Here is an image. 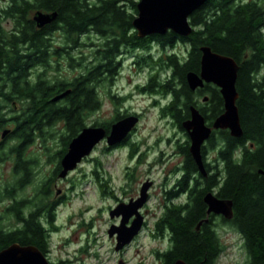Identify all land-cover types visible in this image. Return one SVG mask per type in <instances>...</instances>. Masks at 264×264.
I'll use <instances>...</instances> for the list:
<instances>
[{
	"label": "trees",
	"instance_id": "16d2710c",
	"mask_svg": "<svg viewBox=\"0 0 264 264\" xmlns=\"http://www.w3.org/2000/svg\"><path fill=\"white\" fill-rule=\"evenodd\" d=\"M137 3L138 0H4L0 4V106L11 103L14 98L22 100L23 105L24 101H31L23 106L27 110L26 120L20 122L17 119L18 125L24 126L20 138L23 142L27 141V146L36 137L44 136L47 128L64 122L66 133H69L64 137L63 147L59 151V155H64L71 139L87 125L88 111L98 106L96 87L101 78L99 63L89 72L83 71V63L79 75L72 78L50 74L53 60L48 53L51 45L47 34L51 28L62 29L76 46L81 44L79 37L90 30L98 34L108 30L109 35L122 41L137 37L142 45L144 39L136 31L128 35L129 30L134 29ZM38 10L57 12L56 21L50 25L49 32L39 28L33 19V13ZM6 20L13 23L12 29L5 27ZM190 20L197 28L188 36L171 30L156 36L169 41L179 36L191 41L188 57L183 64L176 66L175 74L188 92L186 73L200 71L203 45L237 61V105L243 135L234 137L228 131L212 135L209 144L211 150L216 152L214 162L219 164L214 173H211L212 168L206 162V150L202 149L208 172L206 177L200 174L202 185L196 182L195 187L190 189L191 199L183 201V205H167L157 221L158 235L162 236L166 231L174 242L169 250L157 253V256H162L158 264H173L178 258L188 264L216 263L225 246L220 242L214 216L207 213L205 195L213 189L219 198L233 201V218L228 220L223 217V220L231 222L242 235L248 255L244 264H264V5H241L237 0H208L192 13ZM76 59L70 60V66L76 67L79 63L78 57ZM80 59L84 60L83 57ZM38 65L46 68L47 72H42L35 83L30 78V72L37 70ZM211 85L212 89L205 90V93L212 94L215 107L210 119L224 110L220 88ZM162 88L169 90L171 83ZM67 91L65 96L55 100V97ZM218 141L226 145L217 149ZM186 155L187 171L198 173L189 145ZM25 164L24 176L28 181L32 177L29 165ZM58 171L61 172L59 165ZM47 186L37 188L40 195L34 201L38 203L34 202L35 207L30 210L25 232L7 234L3 231L5 224L0 215V251L14 241H20L21 245L33 244L46 252L51 234L57 229L55 216L45 205ZM5 194L9 195L8 192L2 193ZM40 209L44 210V217L39 219ZM206 218L209 221H205ZM200 221L203 222L197 229Z\"/></svg>",
	"mask_w": 264,
	"mask_h": 264
},
{
	"label": "flooded vegetation",
	"instance_id": "af4514ba",
	"mask_svg": "<svg viewBox=\"0 0 264 264\" xmlns=\"http://www.w3.org/2000/svg\"><path fill=\"white\" fill-rule=\"evenodd\" d=\"M237 1L241 5L256 3L263 6L262 0ZM55 21L56 19L43 27L37 26L48 31V29L51 28L50 25L54 24ZM196 28L197 27L193 26V29ZM51 29L50 33H48L49 31L47 32L48 34L46 33L51 45L48 47L49 57L53 60V68L49 70L50 74L53 72V76H58L59 74L56 72L60 69V66L64 62H66V64H70L71 59L77 60V56L84 58V72H89L91 68L96 66L98 63L101 69V78L96 87L98 106L94 110L88 111L86 120L88 125L86 126L103 128L105 136L95 145L92 152L82 159V161L93 158L94 153L97 152L98 148H101L104 155L126 149L128 160H131L132 157H136L140 150L141 142L135 138V135L138 132L144 113L132 105L135 95L137 96L135 91H137L143 98H149V103L151 104L150 107L157 110L158 119L166 124V128H169V132L166 133L167 136L164 139L158 136L153 145L148 148L149 150L152 149V147L153 149L158 148V151H153L154 154H156V158L150 167H156V164H164V159L168 155H171L170 157L172 158L173 156H178L180 159L173 166H167L165 168L161 167L160 169L164 174L160 181L162 184L161 187L163 188L161 193L163 195L164 205L165 207L167 205H174L178 203L183 205V201H189V199H191L190 189L195 187L196 182L199 186H201L203 180L200 177V172L194 173L187 171L186 150L188 145L190 150L191 138L189 132L184 127V122L192 118V107L199 110V112L204 116L208 126H213L215 119L225 110L224 108L218 116L210 119L215 112V107L212 100V94L210 92L205 93V90L212 89L213 86L211 84L213 83H205L203 87L193 90L188 84L186 73V83L190 89L188 92L184 88V83H180V80L175 77V74H177L176 66L183 64L188 57L192 46L191 41L183 40V38L179 36H177L173 41H169L165 38L156 36L157 34H153L141 37L144 39V43L140 45L137 37H134L133 39L130 37L131 40L127 39L122 41L118 37L115 38L114 35H109L110 32H108V30L104 34H98L97 32L90 30L79 37L80 43L82 39L87 38V41L89 42L84 40L83 44L85 47H88L89 51H83L77 54L76 49L78 46L73 43V40L70 37H67L62 29L55 26ZM134 31H136L138 35V31L135 28L133 30H129L128 35H131ZM92 37H95L96 40L92 41L94 40ZM173 59L174 62H172ZM36 68L37 70L35 69L30 72V78L35 83L39 80L40 74L46 70V68L40 65ZM125 69L129 70L127 75L124 74ZM197 73H200V71ZM123 82L125 83L123 84ZM169 83H171V88H169V90L168 88L164 90L162 86ZM126 87L128 88L125 89ZM24 102L25 104L23 105L22 100L14 98L11 103H3V105L0 106V116L3 117V120L0 121V167H2V173L4 174L0 177V215L2 216L5 224V229L3 231H6L7 234L25 232L24 230L27 218L31 214L30 210L35 207L34 204L38 203L34 201V198L40 195V192L37 189L38 187H46V185L49 186H47L48 197L45 201V205L47 204V207H49V210H47L54 216L56 215L58 206L62 202H65L66 199V194L64 193L58 198L52 197L53 188L56 186L57 178L60 177L58 165L61 166L62 170V158L65 154L59 155V151L56 153L57 163L52 177L49 176L40 180L35 178V167L39 164V160L36 156L28 154L27 141L23 142L22 138H20L22 132H24V126L18 125L17 121V119H19L20 122H24L26 120L27 110L24 109L23 106L29 104L31 101L28 100L27 102ZM99 111H102L101 118L93 120L92 116ZM128 116H138L139 121L137 125L121 141L111 144L108 140V136L111 133L113 124ZM61 123L66 129L65 123ZM6 130L8 131L4 135ZM220 131H228L230 133L229 129H213L210 138L202 147V149L204 148L206 150V162L209 164L210 168H212L211 173L215 172V167H218L219 164L218 162H214L215 158L213 162L209 160V152L212 151L209 143L212 135L217 136L220 134ZM216 144L217 149L226 145L225 142L220 141ZM169 146L173 148L171 152ZM145 150L147 149L145 148ZM44 153L45 155L50 156L46 150ZM144 153L140 155L138 162ZM60 156L62 157L60 158ZM91 160H95L96 163L100 165V159L93 158ZM48 162H50V160H48ZM25 163L29 165L31 174L30 177H32L28 181L24 176V171L26 169H24L23 164ZM6 167L9 170L8 173H5ZM133 167L134 166L131 164L126 165L124 172L125 183H121L119 185L121 190L123 189L125 191L127 186H129L128 183H131V178H133L135 171L134 169H131ZM93 174L96 178H98L97 171H93ZM3 177L5 179H2ZM147 178H149L150 182L153 184V186L147 191V200L142 207L138 208V213L133 214L126 223L127 226H131L133 221L138 216L142 217L143 224L141 230L132 241L136 240L140 236V232L145 230L147 227V216L149 215L147 204L149 202L148 200L153 196L151 190L155 184H157L155 178ZM32 184H34L37 191L35 190L29 197L26 195L23 196L22 191ZM3 192H8L9 195H2ZM212 192H215L216 194V190L213 189ZM139 198V195L129 197L123 196L117 198V203L118 205L121 203L128 204L129 202L135 201ZM28 204L30 205L29 207ZM144 209H147V211L145 212ZM48 211L46 212L48 213ZM43 214L44 210L42 211V209H40L38 218L40 219L44 217ZM123 215L124 214L121 213L116 216L120 224L122 222ZM219 216L221 217L220 220L223 221V224H231V222L224 221L222 215ZM216 217L217 216H214V223ZM114 225L119 226L117 224ZM155 226L156 229L154 233L157 234V222ZM156 234L153 236H156ZM115 237H117V235H115ZM159 237L162 238L161 235ZM14 242L21 244L20 241ZM173 245L174 242L169 235L168 247L160 249L158 253L169 250L173 247ZM127 246L128 244L125 247ZM45 254L47 256L49 255V248H47ZM161 261L162 256H156V261L154 263L158 264L161 263Z\"/></svg>",
	"mask_w": 264,
	"mask_h": 264
},
{
	"label": "rangeland",
	"instance_id": "374dc122",
	"mask_svg": "<svg viewBox=\"0 0 264 264\" xmlns=\"http://www.w3.org/2000/svg\"><path fill=\"white\" fill-rule=\"evenodd\" d=\"M3 3L4 0H0V4ZM262 4L264 5V0H262ZM4 25L8 30L13 27V23L7 20ZM92 38L94 39L92 41L96 40L95 37ZM84 40L87 41V38L81 40L80 46L78 45L76 49L77 54L89 51L88 47L83 44ZM83 63L84 60L79 59L76 67H71L69 63L64 62L56 73L72 78L80 73ZM128 72L129 70L125 69L124 74L127 75ZM135 94L137 96L135 95L132 105L144 112L142 122L135 135V138L141 142L136 157L128 160L126 149L104 155L101 148H98L93 158L100 159V165L95 160H91L93 158H89L79 163L74 170L69 171L66 177L57 178L52 197L58 198L64 193L66 199L57 208L54 223L57 229L52 232L48 247L49 255L47 258L54 264H155L156 254L160 249L168 247V233L164 231L162 238L159 237L158 233H154L155 224L165 209L161 193L163 188L160 182L164 174L160 169L161 167L173 166L180 159L178 156L172 158L171 155H168L164 159V164H156V167H150L156 158L153 151H158V148L153 149L152 147L150 150L148 148L153 145L158 136L164 139L169 128H166V124L158 119L157 110L150 107L149 98H143L137 91ZM101 113L102 111H99L93 115V120L100 119ZM66 131L64 125L60 123L56 127L47 128L44 136L36 137L29 144L28 154L36 156L39 160V164L35 167L36 179L52 177L57 163L56 153L62 149L64 137L69 134ZM169 149L171 152L173 148L169 146ZM45 150L50 156L45 155ZM142 153L144 155L138 162ZM215 154L216 152L213 150L209 152L211 162H213ZM127 164L133 165L134 167L131 169L135 171L131 183H128L129 186L124 191L120 189L119 185L125 183L124 172ZM93 171H97L98 178L95 177ZM8 172L6 167L5 173ZM3 175L2 167H0V177ZM147 177L155 178L157 183L151 190L153 196L147 204L149 214L147 227L140 232V236L136 240L123 248L124 250H117L116 237L109 235V229L114 224L119 225L120 222L116 216L111 217L110 210L118 205L117 198L136 195L141 197L143 185L150 182ZM152 186L151 183L148 190ZM35 190L36 187L32 184L22 191V195L29 197ZM212 193L215 194V192ZM147 209H144L145 212ZM220 219L221 217L217 215L215 228L220 242L225 248L215 264L246 263L248 255L242 235L234 226L225 225ZM155 234L156 236H153Z\"/></svg>",
	"mask_w": 264,
	"mask_h": 264
},
{
	"label": "water",
	"instance_id": "95a60500",
	"mask_svg": "<svg viewBox=\"0 0 264 264\" xmlns=\"http://www.w3.org/2000/svg\"><path fill=\"white\" fill-rule=\"evenodd\" d=\"M208 0H138V14L133 21L134 28L140 37L153 34H165L169 30L181 36H188L193 32L190 16L198 8L202 7ZM57 12L36 11L33 19L39 27L53 22L57 18ZM201 69L200 73L189 71L187 81L191 89L195 90L203 87L205 83H213L220 88L224 99V112L219 115L213 126L206 124L204 116L198 109L192 107V118L184 122L185 129L191 138L190 152L198 166L201 174L207 176L208 172L202 153V147L210 138L213 129H229L234 137L243 135L240 112L237 105L239 92L237 90V78L239 64L228 55L214 51L210 46L201 47ZM67 92L59 94L55 100L65 96ZM138 116L125 117L112 126L109 142L115 143L126 137L137 125ZM8 130L4 132V135ZM105 136V131L101 127L85 126L69 143L68 150L62 158L63 169L60 177H66L68 172L74 170L82 159L88 156L95 145ZM260 172H263L260 170ZM151 182L145 183L142 187L141 197L137 201L128 204H119L111 210V217L123 213V219L119 226L112 225L109 235H117L116 249H123L130 244L134 237L141 230L143 220L138 216L131 226H127L129 218L138 213V208L142 207L147 200V191ZM205 202L208 205V215H222L225 219L233 218V201L216 196L212 192L205 195ZM205 221H209L206 218ZM197 229L200 228V225ZM0 264H52L46 254L37 246L21 245L13 243L0 251ZM173 264H188L184 259H177Z\"/></svg>",
	"mask_w": 264,
	"mask_h": 264
}]
</instances>
